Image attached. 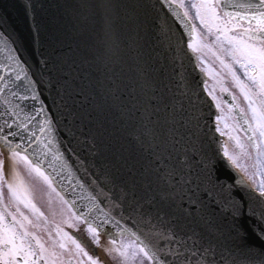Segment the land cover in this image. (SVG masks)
I'll return each mask as SVG.
<instances>
[{"label": "water", "instance_id": "1", "mask_svg": "<svg viewBox=\"0 0 264 264\" xmlns=\"http://www.w3.org/2000/svg\"><path fill=\"white\" fill-rule=\"evenodd\" d=\"M229 2L239 3L244 0ZM252 2L257 3L256 0ZM97 5L107 7H89ZM184 13L172 0H0V76L5 77V81L0 82V88L3 83L8 82L7 77L11 76L21 88L13 87L12 83H8V87L12 91L23 92V86L32 79V72H47L43 64L45 60L48 61V68L61 65L66 68L67 63L73 59L77 63L85 57L90 61L96 59L101 71L107 66L110 69L109 75L114 74L117 82L122 87L126 86V92L135 89L143 100L151 99L158 110L153 119L159 118L160 126L165 131L175 128L176 131L172 134L185 137L190 128L196 131L197 156L200 159L205 156L210 159L212 180V184L206 182L201 191L215 185L212 195L219 198L222 193H228V186L234 183L231 178H235L242 180L245 186L241 195L247 198L251 190L255 198L258 193L228 161L223 149V137L215 130L219 117L217 104L207 92L206 76L193 48L188 47L193 42L195 29L192 20ZM105 15L111 16L115 22L110 47L102 44L101 17ZM17 72L21 75L19 81L15 80ZM4 96L14 104L23 106L17 97L11 96L5 89L0 96V123L8 119L2 115L5 109ZM221 99L232 107L236 117L239 111L232 98L225 94ZM26 103L31 104L32 101ZM36 103L39 109V101ZM47 103L50 104L51 101ZM193 112L199 120L198 128L189 123ZM24 115L25 113H20L21 118ZM43 118L42 114L29 123V128L36 133L30 142L20 141L18 138L12 140L9 137L13 148L16 144L20 145L17 149L19 154L15 156L21 158L26 170L49 183L56 192V201L98 238L105 239L108 244L115 241L128 243L130 248L117 246V264H159L160 258L169 254L167 243L159 247V250L149 244L150 251L147 255L145 251H141V241L148 244L145 240L148 230L142 223L134 224L129 221L128 216L121 219L110 212L112 204L105 197L109 196L113 185L109 183L107 187H101L100 182L105 181L108 175L115 179L117 186H122L128 179L127 170L116 163L119 156L140 157L138 146L128 138L124 126L118 119L114 120L111 114L106 118L102 116L103 127L98 135L101 147L86 150L84 133L87 129L79 125H68L64 132L72 138L71 148L81 157L77 159L69 151L67 141H58L54 138V133L39 131ZM92 131L96 132L95 126H92ZM245 137L247 138L246 135ZM49 139L52 144L45 148ZM0 152L13 155L2 140ZM25 155L28 157L27 161L22 158ZM13 157L3 161V167L10 174L8 177L12 192L18 191L11 175L15 167ZM92 173L99 176L100 182L95 180ZM221 184L225 186L223 189L220 188ZM250 203L257 214L264 211V205L256 199ZM248 240L259 247L260 242L255 237L249 236ZM159 243L157 241L158 245ZM94 250V256L101 264H111L107 247L103 251L95 243ZM152 255H155V260L151 258Z\"/></svg>", "mask_w": 264, "mask_h": 264}, {"label": "snow or ice", "instance_id": "2", "mask_svg": "<svg viewBox=\"0 0 264 264\" xmlns=\"http://www.w3.org/2000/svg\"><path fill=\"white\" fill-rule=\"evenodd\" d=\"M219 6L226 10L224 15L229 21L237 17L241 20H249L250 26L245 28L244 32L247 40L252 43H246L243 39L233 40L236 47L231 50V54L234 57L237 52L241 54L243 59H236V63L245 69V76L249 77L254 86L258 84L259 95L264 97V0H259L258 3L252 0L239 3L220 0ZM89 7L106 8L107 6ZM202 7L211 13L212 23L219 20V12L210 0H204ZM239 9L245 11H236ZM184 15L187 16V12ZM197 15L201 22L205 23L199 8ZM252 21L256 22L255 29L251 27ZM114 26L115 22L111 16L101 17L104 47H110ZM217 30H220L219 25ZM229 30H231L229 27H224V31ZM256 33L260 35L257 36ZM192 46L188 44V47ZM43 64L47 72L43 70L32 72V79L23 86V92L12 91L8 87V83H12L13 87L21 88L11 76L7 77L8 82L3 83V87L0 88V96L7 89L11 96L17 97L23 104V106L14 104L7 96L3 98L5 109L2 115L7 116L8 119L0 123V140L4 141L13 155L19 154L17 149L20 145L16 144L13 148L12 140L18 138L20 141L30 142L35 138V131L28 125L31 120L43 114L39 131L54 133V138L58 141H67L69 151L77 159H81L79 153L71 148L72 138L64 132V128L70 124L86 128L87 131L84 133L86 150H96L101 147V142L98 140L99 130L103 127L101 117L106 118L111 114L114 120L118 119L124 126L128 138L138 146L142 159L135 156L117 158V165L127 170L128 179L122 186H117L111 175H108L103 182H100L99 176L95 173H92V176L101 183V187H107L109 183L113 185L109 190V196L105 197L112 204L110 212L120 216L121 219L128 216L129 221L134 224L142 223L148 230V235H145L148 244L141 241V251H145L147 255L150 251L149 244L159 250V247L165 246L166 242L169 254L166 257L162 256L159 264H264V211L257 214L250 203L251 200L256 199L264 205V180H261L260 185L256 187L258 196L255 198L251 190L247 198L242 196L241 191L245 186L242 180L235 178H231L234 183L228 186V193H222L219 198L212 195L215 185L201 191L202 186L206 182L212 184V180L210 159L206 156L200 159L197 156L196 131L190 128L187 137L172 134L176 131L175 128L165 131L160 126L159 118L153 119L158 110L155 109L151 99L143 100L135 89L126 92V86L122 87L114 74L109 75L110 69L107 66L101 71L96 59L90 61L85 57L79 63L73 59L67 63L66 68L63 65L48 68L46 60ZM249 65L254 69L259 68L258 80L255 75L249 76ZM25 76L27 77V73ZM233 76L236 78L235 73ZM20 79V72H17L15 80ZM236 79L248 101L251 117L244 109H240L235 117L234 128L247 136L248 146L255 150L254 167L264 168V98L254 102L250 92L245 91L244 86L239 84L238 78ZM4 81L5 77L0 76V82ZM45 93L48 95L45 96ZM29 100L32 101L31 104L26 103ZM49 100L50 104L47 103ZM37 101H39V109ZM254 103L261 106L259 110L253 106ZM20 113H25L23 118L20 117ZM219 119L220 117H217V121ZM189 123L195 128L199 127V120L194 112ZM92 126L96 127V132L92 131ZM215 130L221 131L219 127ZM223 134L221 132V135ZM9 137L12 140H9ZM51 144L52 140L49 139L44 147L48 148ZM236 144L244 155L251 156V153L245 151V145L239 138H236ZM225 156L233 166L241 167L238 163L239 157L229 155L227 151ZM22 158L26 161L28 159L27 155ZM36 170H39L38 165ZM242 170L247 172L246 167ZM87 182L92 183V181ZM9 187L12 188L11 185ZM224 187L220 185L221 189ZM13 196L18 197L17 190H13ZM2 218L0 216V219ZM12 220L14 223H19L21 229L25 228L24 223L17 221L15 215L12 216ZM28 235L25 230L20 243L17 244L16 233L8 229L6 236L0 234V244L11 245L9 255L12 257L24 251V264H29L28 256L33 253L25 249L23 239ZM249 236L255 237L260 242L259 247L249 243ZM157 241L160 242L159 245ZM77 248H80L79 243ZM40 250L41 253L44 252L42 246ZM151 258L156 259L155 255ZM5 264H17V261L15 259L5 261Z\"/></svg>", "mask_w": 264, "mask_h": 264}, {"label": "flooded vegetation", "instance_id": "3", "mask_svg": "<svg viewBox=\"0 0 264 264\" xmlns=\"http://www.w3.org/2000/svg\"><path fill=\"white\" fill-rule=\"evenodd\" d=\"M179 5L187 16L192 20L195 29L192 48L197 56L199 66L206 76L205 87L210 96L214 97L217 104L219 121L217 127L220 133L223 132V149L229 155L239 157L237 168L248 182L257 187L261 179L258 177L260 170L264 168L254 167L255 150L248 146V141L243 132L236 130V120L232 107L227 106L221 99L222 95L228 94L239 111H244L251 117V110L248 101L245 99L244 92L237 83L242 84L245 91H249L254 102L260 101L259 87L253 85L248 76H245V69L236 63V59H243L239 52L235 57L231 50L236 47L233 40L243 39L246 43H252L246 38L244 32L248 28V19L229 18L224 15L225 11L220 8V0H210L213 6L219 12V20L211 22V13L202 7L204 0H172ZM258 3L259 0H256ZM197 8L204 16L205 23H202L197 15ZM254 11V10H253ZM211 24V31H209ZM217 25L220 30H217ZM232 25H239L232 28ZM227 26L231 30L224 31ZM251 27L256 28V22L252 21ZM257 34V33H256ZM258 43V41L256 42ZM235 73V77L233 76ZM249 76L255 75L259 79V68L248 67ZM234 98V99H233ZM260 109L258 103L253 104ZM227 125V127H226ZM236 138H239L245 145V151L251 153V156L244 155L242 150L236 144ZM15 155L9 156L0 152V234L7 235V230L12 229L17 236V244L20 243L22 233L26 230L29 235L24 237V245L27 251L33 253L28 256L29 264H101L94 256V244L97 243L101 250H108V258L111 264H117V246L130 248L125 241H115L108 244L105 239L98 238L93 232L89 231L85 224L71 216L67 209L57 202L56 192L53 187L47 183L41 176L35 177L28 172L21 158ZM13 157L12 179L18 188V197L13 196L9 187V171L3 167L4 159ZM247 168V172L242 170ZM16 182V183H15ZM16 220L24 223L25 228L21 229L19 223H14L12 216ZM26 218V219H25ZM74 228V229H73ZM39 241V243H37ZM77 243L80 248H77ZM63 245L64 247H61ZM41 246L44 252L41 253ZM11 245L0 244V264L5 261L15 259L17 264H24L25 252H20L17 256L9 255ZM87 253V255H85ZM54 254V255H53ZM91 257V259H90Z\"/></svg>", "mask_w": 264, "mask_h": 264}, {"label": "rangeland", "instance_id": "4", "mask_svg": "<svg viewBox=\"0 0 264 264\" xmlns=\"http://www.w3.org/2000/svg\"><path fill=\"white\" fill-rule=\"evenodd\" d=\"M220 128H221V126H220ZM258 177H260L261 179H264V170L259 171Z\"/></svg>", "mask_w": 264, "mask_h": 264}]
</instances>
